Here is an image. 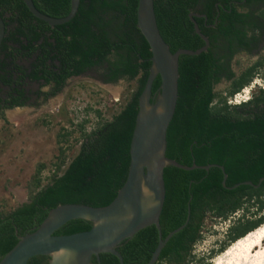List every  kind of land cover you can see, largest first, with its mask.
<instances>
[{
  "label": "trees",
  "instance_id": "obj_1",
  "mask_svg": "<svg viewBox=\"0 0 264 264\" xmlns=\"http://www.w3.org/2000/svg\"><path fill=\"white\" fill-rule=\"evenodd\" d=\"M41 12L66 16L71 0H33ZM138 0H80L75 16L51 26L36 18L23 0H0L6 30L0 45V84L8 86L0 97L3 108L23 107L28 97L25 79L40 82L43 100L55 96L66 80L93 72L104 83L125 79L133 89L119 112L110 120L86 131L87 120L78 124L81 141L69 157L60 145L52 172L44 182L45 163H38L26 182L27 200L0 212V259L19 236L33 231L51 208L63 203L93 206L108 204L123 184L130 161V141L138 111V96L150 67L151 51L137 27ZM160 33L175 52L204 45L195 33L189 14L209 39L198 55L179 56L178 100L166 134V156L185 165L220 164L208 170L164 168L165 201L160 215L162 236L183 224L162 248L155 264H208L231 243L264 223V180L259 186L236 183L264 178V88L237 103L228 98L264 78V52L240 73L232 67L234 57L264 50V0H154ZM28 59V66L20 63ZM230 82L216 90L221 81ZM153 82L152 92L160 86ZM48 86L43 91L41 87ZM0 117L4 111L0 110ZM72 132L58 134L63 143ZM241 210L226 232V240L208 258L195 259L193 245L202 237L207 217L227 219ZM92 222L77 218L64 223L55 234L90 229ZM158 230L149 225L123 240L117 250L124 264H146L158 244ZM100 264H119L111 253H100ZM49 256L35 255L27 264H48ZM89 264H98L92 256Z\"/></svg>",
  "mask_w": 264,
  "mask_h": 264
},
{
  "label": "water",
  "instance_id": "obj_2",
  "mask_svg": "<svg viewBox=\"0 0 264 264\" xmlns=\"http://www.w3.org/2000/svg\"><path fill=\"white\" fill-rule=\"evenodd\" d=\"M28 10L38 19L51 26L70 21L76 14L80 0H71L66 16L54 17L36 8L33 0H23ZM194 31L204 41L197 49L179 48L175 52L163 39L157 25L154 0H138L137 27L147 41L150 51V67L144 86L138 96V111L130 141V161L127 176L115 197L106 205L93 206L84 203H63L51 208L43 221L33 231L19 236L17 242L0 259V264H27L35 255L49 256L48 264H89L96 256L100 264V253H111L124 264L119 244L142 228L155 225L158 244L146 264H155L166 242L189 220L190 209L183 224L162 236L160 215L165 201L164 168L174 166L184 170L195 168L208 170L212 166L223 171L222 184L227 175L223 165H185L166 156V134L175 113L178 100L179 56L198 55L209 47V39L203 34L193 18L205 14H189ZM5 22L0 14V45L5 36ZM160 77V86L152 92L153 82ZM96 82L102 87L112 88L114 83H104L88 77L76 76ZM250 180L234 184L230 188L246 184L259 186ZM26 201V200H25ZM24 202V201H23ZM82 218L92 222L88 230L71 234H55L69 220Z\"/></svg>",
  "mask_w": 264,
  "mask_h": 264
},
{
  "label": "rangeland",
  "instance_id": "obj_3",
  "mask_svg": "<svg viewBox=\"0 0 264 264\" xmlns=\"http://www.w3.org/2000/svg\"><path fill=\"white\" fill-rule=\"evenodd\" d=\"M263 52L264 50L253 55L244 52L237 54L232 61L234 71L242 72ZM29 62L28 59L20 60L24 66ZM80 77L94 79L92 76ZM229 84L230 82L223 80L217 84L216 90L223 91ZM28 85L30 90L41 86L39 82ZM133 86L134 81L122 79L114 83L112 88H106L74 76L68 79L60 92L47 100L38 98V104L5 110L4 117H0V212L9 211L18 203L27 200L26 182L38 163L46 164L43 177L44 182L48 180L60 145L67 146L65 150L69 157L77 152L81 141L79 123L87 120L85 128L90 131L100 123L110 120L119 112ZM246 87L247 90L244 89ZM246 87L243 92L249 97L252 89L264 88V78L256 76ZM41 89L46 91L49 87L44 86ZM4 90L5 88L0 87V94ZM16 114L17 117H14ZM64 130L72 133L66 141L59 143L58 134ZM241 212L239 210L225 220L207 217L203 224L202 237L192 247L194 258L204 257L210 260L209 253L225 242L228 228ZM220 254L222 252L214 255L208 264Z\"/></svg>",
  "mask_w": 264,
  "mask_h": 264
},
{
  "label": "bare ground",
  "instance_id": "obj_4",
  "mask_svg": "<svg viewBox=\"0 0 264 264\" xmlns=\"http://www.w3.org/2000/svg\"><path fill=\"white\" fill-rule=\"evenodd\" d=\"M210 264H264V224L231 243Z\"/></svg>",
  "mask_w": 264,
  "mask_h": 264
},
{
  "label": "flooded vegetation",
  "instance_id": "obj_5",
  "mask_svg": "<svg viewBox=\"0 0 264 264\" xmlns=\"http://www.w3.org/2000/svg\"><path fill=\"white\" fill-rule=\"evenodd\" d=\"M28 66V65H27ZM80 76H92L94 79H96V80H100L97 76H96V74L95 73H93V72H88V73H84V74H82V75H80ZM70 79V78H69ZM67 81L68 80H66V83H67ZM31 82H37V81H30V80H28V79H25V82H24V85H23V87H24V89H25V91H26V95H27V97H28V100H27V103H26V105L25 106H27V105H30V104H33V105H35V104H38L39 103V100H37L38 98H42V100H43V97L42 96H39L38 94H37V91L39 90V88L38 89H36V90H30L29 88H28V84L29 83H31ZM66 83H65V85H66ZM39 84H40V82H39ZM64 85V86H65ZM0 87H2V88H5V90L3 91V93L2 94H0V97L2 98V99H5L6 97H7V92L9 91V87L8 86H5V85H2V84H0ZM64 88V87H63ZM62 88V89H63ZM24 107V106H23ZM13 108H17V106L16 107H13ZM10 109H12V108H3V103L1 102V104H0V110H2V111H4L5 112V110H10ZM22 203V202H21Z\"/></svg>",
  "mask_w": 264,
  "mask_h": 264
},
{
  "label": "built area",
  "instance_id": "obj_6",
  "mask_svg": "<svg viewBox=\"0 0 264 264\" xmlns=\"http://www.w3.org/2000/svg\"><path fill=\"white\" fill-rule=\"evenodd\" d=\"M244 89L247 90V87ZM244 89H242V91L237 92L233 96H231L228 99V102H236L237 103V102H240L242 100H246L248 98V96H247V93L245 94V92H243Z\"/></svg>",
  "mask_w": 264,
  "mask_h": 264
}]
</instances>
